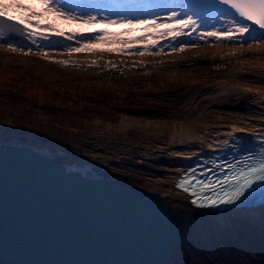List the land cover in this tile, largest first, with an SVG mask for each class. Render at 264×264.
<instances>
[{"label":"rangeland","instance_id":"1","mask_svg":"<svg viewBox=\"0 0 264 264\" xmlns=\"http://www.w3.org/2000/svg\"><path fill=\"white\" fill-rule=\"evenodd\" d=\"M54 23L62 30H92L60 20ZM102 47L106 46H97ZM235 47L203 45L184 52L170 51L169 47L160 56L143 58L80 53L71 57L81 64L79 69L0 51V95L9 93L10 97L34 101L31 102L34 106L26 108L4 97L5 102L0 103V143L31 145L59 162L87 171L97 170L106 162L108 172L104 174L124 183L127 181L123 175L127 172L126 165L108 168L110 161H119L117 155L139 150L157 154L159 151L155 149L175 142L184 128L195 129L198 137L207 138L220 128L209 125H226L247 114L246 101L253 98L257 87L264 88V51H237L231 55ZM49 57L69 59L54 50L49 52ZM93 59L98 60L101 67L85 70L83 66ZM141 59L146 64L142 68L104 70L102 67L107 61L130 66ZM9 76L26 82L24 89L20 86L13 91L4 89ZM58 86L86 96L98 106H90L82 113L60 111L50 102L41 101L45 88ZM244 87H252L253 93H245ZM38 96L40 98H35ZM121 121L129 124L151 122L152 128L148 132H117L116 126ZM234 245L236 248L225 247L224 252L215 247L214 253L219 255V260L212 261L209 257L210 262L206 264H247L250 257L259 253L264 257V226L255 233L245 234L243 244ZM180 250L178 248V264H204L197 258L180 260ZM168 262L175 264L174 259Z\"/></svg>","mask_w":264,"mask_h":264},{"label":"water","instance_id":"2","mask_svg":"<svg viewBox=\"0 0 264 264\" xmlns=\"http://www.w3.org/2000/svg\"><path fill=\"white\" fill-rule=\"evenodd\" d=\"M104 168L87 171L27 144H0V264L169 259L182 231L178 213Z\"/></svg>","mask_w":264,"mask_h":264},{"label":"snow or ice","instance_id":"3","mask_svg":"<svg viewBox=\"0 0 264 264\" xmlns=\"http://www.w3.org/2000/svg\"><path fill=\"white\" fill-rule=\"evenodd\" d=\"M215 4L218 5L217 11L207 17L205 22L201 15L192 12L182 13L178 9L166 11L163 15L129 18L82 12L78 7L68 4L66 0H0V21H3L0 23V51L25 58L36 57L52 65L79 69L81 64L71 59L76 54L91 53L98 57L105 54L141 58L160 56L165 48H169V44L163 43L165 40L171 44L170 51L175 52H184L189 48L203 45L237 46L233 48L231 55L241 50L252 51L253 43L264 42V0H215ZM209 19L214 21L210 27L206 26ZM55 20L83 25L92 30H62L54 23ZM217 23L223 26L217 28ZM109 28H122L127 31L113 33L107 30ZM133 29L139 30L142 35L132 36ZM125 36L128 38H123ZM10 37H19L23 43L14 41ZM249 37L255 38L249 39ZM48 45H60V47L49 48ZM98 45L106 47L97 48ZM114 45L120 47H113ZM244 45L249 47L245 48ZM53 50L69 59H50L49 52ZM83 67L85 70H95L101 65L98 60L93 59ZM102 67L104 70L124 67L142 68L144 63L142 59L133 62L130 66L107 61ZM236 87L240 86L236 85ZM243 91L251 94L254 90L252 87H244ZM255 92L264 96V88L257 87ZM249 119L261 118L249 117ZM159 126L156 125L157 128ZM209 127H230V131L223 133L228 137H233L234 133L248 132L247 128L231 122L226 125H209ZM151 128V122L129 124L121 121V124L116 126V131L148 132ZM252 134L260 141L258 154H253V151L247 147L248 141L240 138L237 141L240 144L239 150L251 155H243L242 158L236 159L235 164H229L226 174L217 175L214 180L212 177L204 180L197 175V170L192 168L185 171L173 187L187 195L190 205L200 209L234 206L242 203L258 185L264 190V131H257L253 127ZM205 139V136L198 137L195 129L184 128L179 142L195 143L199 140L200 143H204ZM170 155L180 156L182 153L172 152ZM201 175L207 173L202 172Z\"/></svg>","mask_w":264,"mask_h":264},{"label":"bare ground","instance_id":"4","mask_svg":"<svg viewBox=\"0 0 264 264\" xmlns=\"http://www.w3.org/2000/svg\"><path fill=\"white\" fill-rule=\"evenodd\" d=\"M244 47L247 48L249 45H244ZM251 47L253 50L262 52L264 51V42L253 43ZM241 52L244 53L242 50ZM245 108L247 114L240 120H234L231 123L247 128V134L252 133L253 127L257 131H263L264 96L255 92L253 98L246 101ZM249 117H260L261 119H249ZM230 130V127H220L216 130L217 133L207 137V141L204 143H200L199 140L195 143H180V135L175 142L160 146L157 154L139 150L135 153H122L117 155L119 156L118 162H109L108 168L122 163L126 165L127 172H123V175H126L127 181L124 184L135 192L162 200L180 216L182 221L180 239L171 257L160 264H167L172 259L175 260V264H178V248L181 249L180 260L194 261V258H197L198 262L206 264V262H210L207 258L211 257L212 261H217L219 255L214 253L215 247L220 248L218 251L224 252L225 247H235L234 244L241 245L244 243L245 234L255 233L264 226V207L236 208L222 212L194 208L188 203L187 195L172 186V182L178 173L183 171L192 156L200 154L201 147L217 149L219 145L224 144V141L230 139L223 134ZM239 134L241 133L233 135L238 136ZM172 152H179L182 155L172 156L170 155ZM99 169L100 167L97 170ZM105 172H108L107 168L104 169Z\"/></svg>","mask_w":264,"mask_h":264},{"label":"trees","instance_id":"5","mask_svg":"<svg viewBox=\"0 0 264 264\" xmlns=\"http://www.w3.org/2000/svg\"><path fill=\"white\" fill-rule=\"evenodd\" d=\"M5 83H6V86L4 87V89L6 88L8 91H11V90L13 91L14 88H17L16 86H20L22 89H24V86L26 84V82H24L23 80L16 81V79H14L12 76L7 77ZM29 87L31 88V86ZM19 95L20 97L25 99V97L21 93ZM41 95H42L41 97L42 102H45V101L48 103L50 102L51 105L56 106V108L58 107L60 111L61 110L63 111L71 110L72 112L79 111V112L84 113L87 109H89L88 107L98 106V103L94 102L92 99L90 100L86 96L71 93L70 90L62 89L60 86L56 88H45V90L42 91ZM4 97L12 100L14 102V105L16 103H21V106L26 107V108H31V106H34L31 104V102L32 103L34 102L33 100L25 99L27 101L26 102V101L20 100V98L18 97H12V96L10 97L9 93L0 95V103L4 101ZM35 98H40V97L38 96ZM38 102H40V99ZM37 104L40 107L42 105V104L40 105V103H37ZM16 145H22V144L19 143ZM247 264H264V257L261 256V254L259 253L256 255V257L254 256L250 257L249 263Z\"/></svg>","mask_w":264,"mask_h":264}]
</instances>
